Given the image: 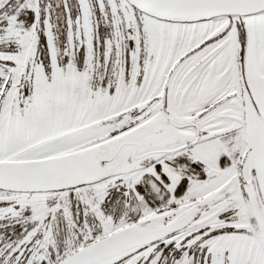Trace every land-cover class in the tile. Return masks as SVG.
<instances>
[{"label":"snow or ice","instance_id":"6c2138e0","mask_svg":"<svg viewBox=\"0 0 264 264\" xmlns=\"http://www.w3.org/2000/svg\"><path fill=\"white\" fill-rule=\"evenodd\" d=\"M0 264H264V0H0Z\"/></svg>","mask_w":264,"mask_h":264}]
</instances>
